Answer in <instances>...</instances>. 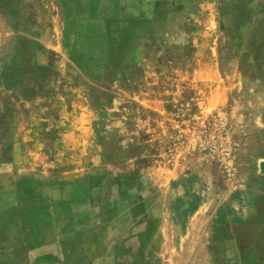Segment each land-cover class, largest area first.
Segmentation results:
<instances>
[{
  "label": "rangeland",
  "instance_id": "374dc122",
  "mask_svg": "<svg viewBox=\"0 0 264 264\" xmlns=\"http://www.w3.org/2000/svg\"><path fill=\"white\" fill-rule=\"evenodd\" d=\"M259 115L264 0H0V205L42 152L62 240L34 264H264V228L227 225L234 200L264 225Z\"/></svg>",
  "mask_w": 264,
  "mask_h": 264
},
{
  "label": "crops",
  "instance_id": "0c3cea01",
  "mask_svg": "<svg viewBox=\"0 0 264 264\" xmlns=\"http://www.w3.org/2000/svg\"><path fill=\"white\" fill-rule=\"evenodd\" d=\"M259 118L258 128L260 130L264 127V119L262 120V115H259ZM40 155L43 156L42 152L41 154L36 153L31 162L27 161L17 165V169L11 174L14 187L5 188V190L3 188L2 190V204L0 205V264H34L37 261H45L48 255L54 254L56 249L62 245V240L58 237L56 229L51 228L50 221L47 215L44 214L45 211H50V205L43 204L42 201L44 198L52 195L47 188L54 181L51 180L49 173V163H43L45 157L41 158L43 159L41 162L37 161ZM77 161L75 164H72V168L65 171L70 176L69 178L65 177V183L60 187L62 189H59L60 193L58 195L61 201L65 202V205L73 204V198L79 195L74 192V187L71 183L72 178L80 180L81 185H84V180L87 181V174L89 172L88 159L81 156ZM262 163L264 162L260 163L261 169ZM70 179L71 181H69ZM55 181L56 183L58 182L56 188L63 184V180ZM244 194L245 192L242 191L237 197H245ZM32 199H38L40 204H27V201L29 202ZM242 203L243 201L239 200H234L233 203V209L239 214V219L237 220L239 223L227 222V225H233L232 228L234 229L264 228L263 224L258 225L259 222L249 225L250 213L256 212L254 210L256 207L253 205H243ZM216 210L214 209L215 212ZM37 211L42 214L41 221H38L34 216ZM44 217H46L45 221ZM54 227L56 228L55 225ZM258 238L260 237L257 234L254 239ZM262 240L263 244L264 238ZM80 241L82 247L84 240ZM240 241L241 238L239 236H225L226 258L230 257L231 254L234 258L236 257V254L239 252L235 246L241 243Z\"/></svg>",
  "mask_w": 264,
  "mask_h": 264
},
{
  "label": "water",
  "instance_id": "95a60500",
  "mask_svg": "<svg viewBox=\"0 0 264 264\" xmlns=\"http://www.w3.org/2000/svg\"><path fill=\"white\" fill-rule=\"evenodd\" d=\"M262 169L264 170V163H262Z\"/></svg>",
  "mask_w": 264,
  "mask_h": 264
}]
</instances>
